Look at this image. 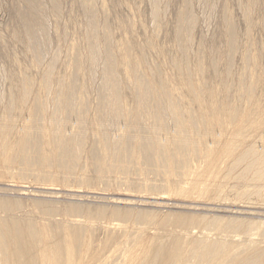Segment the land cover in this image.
I'll return each instance as SVG.
<instances>
[{"label": "rangeland", "instance_id": "1", "mask_svg": "<svg viewBox=\"0 0 264 264\" xmlns=\"http://www.w3.org/2000/svg\"><path fill=\"white\" fill-rule=\"evenodd\" d=\"M40 1L46 13L48 47L36 56L25 43L19 21L20 8L26 9L25 0H0V127L9 133L13 149L7 154L0 150L4 155L0 161V206L6 203L13 208L21 202L20 209L13 210L15 217L26 212L39 232L37 236H51L48 240L54 243L46 251L50 259L45 263L89 264L97 256L102 259L100 264H166L165 259L170 261L177 255L174 258L178 260L184 255L181 264H206L210 250L208 260L221 255L227 258L230 253V258L223 257L227 264H264V177L260 173L264 171V0H159L158 15L152 0ZM53 2L59 4L58 14L53 12ZM86 2L95 8L102 46L104 30L109 34L121 82L120 106L125 121L116 127L114 122L111 126L107 123L110 134L115 130L113 141L123 143L113 156L102 141L99 122L104 60L98 62L94 73L85 65H90ZM186 11L191 12L194 23L180 39L176 31ZM228 23L235 32L232 49ZM53 59L55 63L50 64ZM51 65V80L46 81ZM138 80L150 85L146 108L135 96ZM69 81L75 83L78 94L75 113H81L80 121H85H81L85 139L77 159L67 167L71 170L60 169L57 164L61 150L56 147L67 122L61 119L60 129L58 119L54 123L50 116L55 102L62 99L57 100L62 96L63 85L59 83ZM22 91H29L26 101L21 99ZM160 101L168 112L165 110L164 127L154 117L163 105ZM9 102L12 109L5 107ZM172 114L182 123L186 121L182 134L188 137V147L183 151L174 147L177 127ZM33 115L49 129L45 125L43 130V124L38 125L41 130L34 128L30 123ZM138 115L145 116L142 125L151 134L158 132L161 139V150L156 153L158 147L153 149L151 161L140 151ZM73 118L69 119L72 126L65 130L66 136L73 132L68 137L78 130V119ZM194 118L201 121L199 126L197 122L192 126ZM50 128L58 130L52 133ZM22 139L28 148L20 149ZM52 140L56 142L52 144ZM29 191L73 194L80 200H50ZM116 199L124 202H113ZM75 204H80L84 224L67 218ZM232 210L243 214H232ZM5 216L0 210V217ZM207 224L229 233L215 239L191 234L193 227ZM203 249L201 255L198 251Z\"/></svg>", "mask_w": 264, "mask_h": 264}, {"label": "bare ground", "instance_id": "2", "mask_svg": "<svg viewBox=\"0 0 264 264\" xmlns=\"http://www.w3.org/2000/svg\"><path fill=\"white\" fill-rule=\"evenodd\" d=\"M52 1V0H51ZM87 1H89V0H87ZM84 3V2H83ZM89 3H91V1L89 2ZM89 3H85L83 6H84V9H85V14H86V16H87V19H88V23H87V28L86 29H88L87 30V34L85 35L86 36V41L88 42H85V43H87V49H88V62H89V64L90 65H88V63L87 64H85L88 68H91L92 69V72H93V70L95 71V67L96 66H98V62H100V61H102V59L104 60V69L102 70L103 72V77H102V82H101V84L99 85L100 86V88H99V91H100V102H99V106H98V108H99V114H101L100 116V125H101V131H102V135H103V139H102V141H103V143L106 145V146H108L107 147V149H109L110 151H111V155L113 156L118 150H120L122 147H123V143L119 140V141H116V139H115V136L113 137L114 139H115V141H113V139L111 138V135L113 134V132L115 131H112V133L110 134V130H109V127H107V123L108 122H110L109 124H110V126H111V122H114V125H115V127H116V125L118 126V124L120 123V124H122V123H124V121H125V117H124V114H123V110L121 109V101H120V97H121V93H120V81H119V79H118V76H117V73H116V65L114 64V61H113V57H112V54H111V49L110 48H112V47H110V43L109 42H111L110 41V37H109V34H108V32L106 31V30H104V35H103V37H104V39L103 40H105V45L104 46H102L103 45V43L101 42V41H99L98 40V36H99V34H100V27H99V25L97 24V18L95 19V16H96V12H95V8H93V5H91V4H89ZM152 3H153V6H154V12H155V15H158V13H159V0H152ZM25 4H26V9L25 10H21L22 8H20V10H19V21L21 22V25L23 26V29H24V38H26L25 39V43H26V41H27V47L30 49V50H32L33 51V53H34V55H36V56H41L42 55V53L45 51H43V49H46L48 46H47V44H46V42H48L47 41V27L45 26L46 24H45V21H47V19L45 20L44 19V17H46V16H44L43 14L45 13L43 10V7H42V3H41V1L40 0H25ZM24 4V5H25ZM185 10H186V8H185ZM188 10V9H187ZM59 11H60V7H59V4L57 3V2H53V12L55 13V14H58L59 13ZM45 15H46V13H45ZM44 16V17H43ZM100 20V19H99ZM194 23V17H193V15L191 14V12L190 11H186L184 14H182L181 15V17H180V19H179V29H177L178 31H176V32H178V36H179V38L181 39L182 37H183V35H186V33H187V30H189L190 29V27L192 26V24ZM106 26H107V24L106 23H104ZM102 26V25H101ZM227 26H229L228 28V32H229V36H230V42H229V47H231V49L234 47V45H235V32H234V29H233V27L228 23V25ZM102 28H104V26L102 27ZM101 28V29H102ZM22 31V30H21ZM101 32H103V30L101 31ZM20 34V33H19ZM23 35V34H22ZM178 36H177V38H178ZM18 37V36H17ZM20 37V36H19ZM22 37V36H21ZM50 39V38H49ZM102 39H100V40H102ZM183 39V38H182ZM98 42L100 43H102V44H100V46L101 47H103V48H101L100 46H99V44H98ZM46 47V48H45ZM27 48V49H28ZM86 48V47H85ZM48 50V49H47ZM50 52V51H49ZM82 53V52H81ZM80 54V53H79ZM83 55H84V53H83ZM83 55H81V56H83ZM55 57V56H54ZM87 57H85L86 59H87ZM54 60L55 59H53V61L51 62V60H50V64L52 63L53 64V62H54ZM79 60V59H78ZM214 60V59H213ZM10 62V61H9ZM77 62V61H76ZM80 62V61H79ZM82 62V61H81ZM80 62V63H81ZM55 63V62H54ZM84 63H85V61H84ZM101 63H103V62H101ZM49 64V65H50ZM76 64V63H75ZM78 64V63H77ZM79 66H80V64H78ZM101 65V64H100ZM77 66V65H76ZM86 66H85V68H86ZM102 66V65H101ZM81 67V66H80ZM52 65H51V67H50V69L48 68V72L46 73V81H50L51 80V75H52ZM97 68V67H96ZM99 68V67H98ZM2 69V68H1ZM97 70V69H96ZM101 70V69H100ZM5 71V70H4ZM91 71H90V74L92 73ZM94 73V72H93ZM92 73V74H93ZM134 73V72H133ZM1 74V73H0ZM91 74V75H92ZM5 75V74H4ZM94 75V74H93ZM9 76V75H8ZM93 77V76H92ZM128 77V76H127ZM119 78H120V76H119ZM92 79V78H91ZM91 82V81H90ZM225 82V81H224ZM62 83H64V82H62ZM93 83V82H92ZM60 84V86L61 85H63V86H61V89H60V93L62 94V96L60 97V96H58L59 98L57 99L58 101L61 99V101L60 102H57V104H56V102H55V105H56V107H55V105H54V107H55V109L53 110V113L50 115L51 116V120H53L54 121V123L55 122H57V119H58V121H59V124H57V125H59L60 126V129H61V125H60V122L62 121V123H66L67 122V124H66V126H63V135H61L62 136V138L60 137V133L62 134V132L60 131V133L58 134L59 136V138H61V139H58L59 140V144H58V146L57 145H54V146H57L56 148L58 149V147H59V149L61 150V152H60V156L59 155H57V156H59V160H57V164L59 165L58 167H60V169L62 168V169H70L71 170V167L70 168H67L69 165H70V163H71V165H72V162L74 163V161L77 159V157H78V155H79V150L81 151V145H83V143L82 142H84L83 140L85 139V137H84V139H83V135H84V129L85 128H83V127H85L84 125H82V120L80 121V114L81 113H78L79 114V116L75 113V110H76V108H75V106H74V104L76 105V103H78V102H75V101H77V100H75V94L78 96V94H77V91H76V93H75V88H76V85H74L75 83H73V81H69V82H65V84H61V83H59ZM90 85V84H89ZM91 86V85H90ZM98 86V87H99ZM134 87V86H133ZM225 87V86H224ZM90 88H92V87H90ZM135 88H136V92H135V96H136V98L138 99V101L140 102V104L143 106V107H147L148 106V102H149V98H150V96H151V92H150V85L149 84H147V83H144V82H142V81H140V80H138V82H136V85H135ZM24 90V89H23ZM26 90V89H25ZM193 91H195L194 89H193ZM23 92V91H22ZM21 92V93H22ZM27 92H29V91H27ZM27 92L26 91H24L23 93H22V95H20L21 96V99L22 100H25V99H27V97L29 96V94L27 95ZM20 93V92H19ZM20 93V94H21ZM194 94L196 93V92H193ZM60 94V95H61ZM193 94V95H194ZM5 95V94H4ZM196 95V94H195ZM195 95H194V97H195ZM17 96V95H16ZM197 96V95H196ZM199 96H200V94H199ZM5 97V96H4ZM55 97V96H54ZM29 98V97H28ZM78 97H76V99H77ZM199 99V97L197 96V100ZM4 100V99H3ZM17 100V99H16ZM81 100V99H80ZM26 101V100H25ZM52 101H54V100H52ZM7 102V101H6ZM5 102V103H6ZM23 101H21V103H22ZM28 102V101H27ZM10 103V102H9ZM11 103H13V100L11 101ZM9 104V106L6 104V106L5 107H8L9 109H12L13 107H12V104ZM24 103V102H23ZM80 103H82V102H80ZM79 103V104H80ZM85 103V102H84ZM160 103H162L161 101H160ZM3 104H4V102H3ZM157 104H158V102H157ZM163 104V105H162ZM161 105H162V107L160 106V108L158 107V110L160 109V111L158 112V114H157V116H155L156 115V113H155V115H154V117H156L157 118V120H159V123H160V125L162 126L163 125V127L164 126H167V124L165 123V120L167 119L166 117L167 116H165L166 115V113H165V110H166V112H167V109L164 107V103H162ZM166 104V103H165ZM18 105V104H17ZM20 105V104H19ZM22 105V104H21ZM28 104H26V106H27ZM78 105V104H77ZM158 105H160V104H158ZM226 105V104H225ZM228 105V104H227ZM13 106H14V104H13ZM25 106V105H24ZM26 106H25V108H26ZM166 106H168L167 104H166ZM20 107V106H19ZM36 107V109H37V111H40V108H39V106H35ZM97 107V106H96ZM142 107V108H143ZM169 107V106H168ZM167 107V108H168ZM7 108V109H8ZM75 108V109H74ZM219 108V107H218ZM227 108V107H226ZM9 109L8 110H6V111H8L9 112ZM13 110H15V107H14V109ZM20 110V109H19ZM169 111H170V108L168 109ZM202 110V109H201ZM229 110V109H228ZM11 112L10 113H12V114H10V115H13V112L14 111H12V110H10ZM22 111H24V109L22 108ZM21 111V112H22ZM77 111V110H76ZM30 112V111H29ZM142 112V111H141ZM140 112V113H141ZM143 112H144V109H143ZM146 112H148V115H149V111H146ZM6 113V112H5ZM33 113V112H32ZM37 112L35 111V114H36ZM168 113V112H167ZM227 113V112H226ZM17 114V113H16ZM145 114V113H144ZM231 114V113H230ZM5 115V114H4ZM10 115H7V116H9V118H12ZM15 115V114H14ZM31 115V114H30ZM63 115V117H61ZM82 115H84L83 114V112H82ZM146 115V114H145ZM168 115V114H167ZM172 115H174V119H175V121H174V119L172 120L174 123V125H176V127H177V132H175L176 134H174V136H176L173 140L175 141V143H174V145L172 144L171 146L173 147H175L177 150H179V151H183L184 149H185V147H186V145L188 144V139H186V138H188L187 137V135H186V137H185V135H183L182 133H183V130H184V128H186V127H184L183 126V124L186 122H184V123H182V121L180 120L179 121V119H177L176 118V115L175 114H172ZM18 116V115H17ZM16 116V117H17ZM22 116V115H21ZM139 116V115H138ZM151 116H153V114L151 115ZM202 116H203V114H202ZM232 116H233V114H232ZM231 116V117H232ZM15 117V118H16ZM73 117H77V119H78V122H75V125H76V123H77V125H78V123H79V126L78 127H76L78 130L76 131V130H74L75 131V133L71 136V137H68L69 135H71V134H69L68 133V136H66V132H65V130H66V128H68L67 127V125H69V126H72V124L71 123H73L72 121H71V123H70V118H73ZM145 117V116H144ZM144 117H143V115H140L138 118H137V116H136V120L138 121H136L137 122V124L139 125V135H140V137H141V144H140V151L143 153V155H144V157H145V159L147 160V161H151L153 158H154V156H153V149H155V148H157L158 147V150H157V152L156 153H158V152H160V145L162 144V143H160L159 141L161 140L159 137H157V135H156V133L158 134V132H156V133H154V134H151V132L148 130V129H146L145 128V126L146 125H142L143 124V122H142V120L144 119ZM171 117V119L173 118V116H170ZM189 117H191V116H189ZM200 117V116H199ZM234 117H236V116H234ZM14 118V117H13ZM20 118V117H19ZM60 118V119H59ZM148 117L146 116V119H147ZM150 118V117H149ZM166 118V119H165ZM62 119V120H61ZM65 119L67 120V121H65ZM74 119V118H73ZM77 119H75V120H77ZM85 119V118H84ZM151 120H152V118H150ZM169 119V118H168ZM198 119V118H197ZM3 120V118L1 119V121ZM7 121H8V117H7V119H6ZM14 120V119H13ZM50 120V122L52 123L53 121H51ZM61 120V121H60ZM149 120V119H148ZM195 120V118L194 119H192V122ZM32 121V122H31ZM42 121V120H41ZM39 119H36L35 117H34V115L32 116V118H30V123H31V125L32 126H35L34 128H36V127H38L39 128V126H40V122H41ZM84 121V120H83ZM200 121V120H199ZM198 120H196V121H194L193 123H192V126H193V124L195 123V122H197V123H195V124H198V123H200ZM29 122V121H28ZM50 122H49V124H50ZM85 122V121H84ZM142 122V123H141ZM8 123V122H7ZM6 123V124H7ZM9 123H10V121H9ZM54 123H52V124H54ZM156 123V122H155ZM158 123V122H157ZM156 123V124H157ZM207 123V122H206ZM29 124V123H28ZM43 124V130H45L44 128H46L47 127V123H42ZM41 124V125H42ZM84 124V123H83ZM108 124V125H109ZM119 124V125H120ZM194 124V125H195ZM222 124V123H221ZM2 125H3V123H2ZM39 125V126H38ZM46 125V127H44ZM55 125V124H54ZM54 125H51L50 124V126L52 127V126H54ZM159 125V126H160ZM7 126V125H6ZM26 127H27V125H25ZM58 126V127H59ZM122 126V125H121ZM158 126V127H159ZM196 126V125H195ZM198 126H199V124H198ZM207 126H208V124H207ZM2 127V126H1ZM1 127H0V150L1 151H3L4 153H6L7 154V151H9L10 150V148L12 149V147H11V145H10V143H9V133H7L6 131H4L3 130V128L1 129ZM5 127V126H4ZM7 127H9V126H7ZM30 127V126H29ZM57 126H56V128H58ZM73 127H74V125H73ZM74 127V128H75ZM100 127V126H99ZM176 127H174L173 125H172V128H176ZM184 127V128H183ZM48 128V127H47ZM56 128H54V131H56V130H58V129H56ZM74 128H69L70 130L72 129H74ZM75 128V129H76ZM122 128V127H121ZM167 128H169V127H167ZM200 128V127H199ZM199 128H197V132H196V137L198 138L199 136H200V132H199ZM5 129V128H4ZM27 129V128H26ZM49 129V128H48ZM111 129H112V127H111ZM115 129H117V128H115ZM32 130L33 129H31V132H32ZM35 130H37V129H35ZM39 130H41V127L39 128ZM52 130V128H50V131ZM113 130V129H112ZM121 130V129H120ZM246 130V129H245ZM53 131V130H52ZM54 131L52 132V133H54ZM58 131V132H59ZM9 132H10V130H9ZM28 132V131H27ZM31 132H29L28 133V135H31ZM42 133H44L43 131H41ZM40 132V133H41ZM49 132V131H48ZM118 132V131H117ZM184 132H186V131H184ZM32 133H35V132H32ZM36 133H38V132H36ZM51 133V132H50ZM56 133V132H55ZM264 133V132H263ZM262 133V134H263ZM11 134V133H10ZM47 134V133H46ZM261 134V135H262ZM9 135V136H8ZM55 135V137H56V135L57 134H54ZM45 136V135H44ZM48 136V135H47ZM173 136V137H174ZM259 137H261V136H259ZM258 137V138H259ZM52 138V137H51ZM158 138L160 139V140H158ZM196 138V139H197ZM27 139V138H26ZM53 139H56V138H53ZM56 139V140H57ZM83 139V140H82ZM259 139H261V138H259ZM263 139V138H262ZM25 140V139H24ZM27 140H29V137H28V139ZM197 140H200V139H197ZM30 142H31V140H29ZM53 141V143L52 144H54L56 141L55 140H52ZM82 141V142H81ZM22 142V143H21ZM20 142V149H26V147L28 146V143H23V139H22V141ZM25 142V141H24ZM28 142V141H27ZM51 142V141H50ZM193 142V141H192ZM58 143V142H57ZM82 143V144H81ZM102 143V142H101ZM16 145V144H15ZM27 145V146H26ZM104 145V146H105ZM53 146V147H54ZM29 147V146H28ZM27 147V148H28ZM51 147V146H50ZM52 147V148H53ZM187 147H188V145H187ZM51 148V149H52ZM55 149V148H54ZM59 149H58V151H59ZM106 149V150H107ZM13 150V149H12ZM108 150V151H109ZM24 151V150H23ZM109 151V152H110ZM52 152V151H51ZM54 152V151H53ZM52 152V153H53ZM51 153V154H52ZM252 153V152H251ZM53 154H55V153H53ZM52 154V155H53ZM59 154V153H58ZM254 155H255V153H254ZM253 154L251 155V156H254ZM4 156V155H3ZM3 156H1L0 155V161H2L3 162ZM109 156H110V154H109ZM52 157H54V156H52ZM4 159H5V162H6V156L4 157ZM56 159H58V157L56 158ZM8 160H10V159H8ZM8 160H7V162H8ZM1 163V162H0ZM6 164V163H5ZM70 165V166H71ZM262 167H264V163H262ZM263 170H264V168H262ZM259 170H261V168L259 169ZM259 170H258V172H259ZM257 172V173H258ZM255 174L256 176L258 175H260V174ZM261 173V176L262 177H264V171H263V173L262 172H260ZM261 177V178H262ZM255 179H258L257 177L256 178H254V180ZM264 179V178H263ZM56 180V179H55ZM250 180L252 181V179H250L249 178V182H250ZM259 181H260V179H259ZM248 183V182H247ZM263 183H264V181H263ZM249 184V183H248ZM247 184V185H248ZM257 184V183H256ZM247 185H245V186H247ZM248 186H250V185H248ZM255 186V185H254ZM247 188H249V187H247ZM250 188H251V186H250ZM6 191H9V189L8 190H6ZM6 191H4V192H6ZM12 191V190H11ZM15 191V190H14ZM22 191V190H21ZM18 192V191H17ZM25 192V191H24ZM30 193H32V195L33 196H36V197H45V198H48V199H50V200H52V199H58V198H70V199H72V200H80V197H76V196H72L73 194H68V195H66V196H60V194L59 193H50V192H43V193H41L40 191H37V192H34V191H29ZM8 193V192H7ZM247 193V192H246ZM249 193V192H248ZM11 194V193H10ZM16 194V193H15ZM22 195L23 194H25V195H27V193H21ZM31 195V196H32ZM247 195V194H246ZM248 195H250V194H248ZM247 195V196H248ZM245 196V195H244ZM242 197V196H241ZM246 197V196H245ZM250 197V196H249ZM82 198V197H81ZM69 199V200H70ZM229 199V198H228ZM248 199V201H249V198H247ZM66 200V199H65ZM251 200V199H250ZM17 201V200H16ZM37 201V200H36ZM36 201H35V203H36ZM225 201V200H224ZM6 202V201H5ZM20 202V201H19ZM49 202V201H48ZM113 202H116V203H123L124 201H122V200H118V199H116V200H114ZM229 202V201H228ZM21 203V202H20ZM20 203H18V201L16 202V204L18 205V206H13V208L10 206V204H6V203H2L1 205H3V206H0V210L2 211V213H4L6 216L5 217H0V264H44L45 263V261H47L48 259H50V258H48L49 256H47V253H46V251H48V250H51V246H53L52 244L54 243H51V241H49L48 240V238H50L49 237V235L47 236L46 234H45V237L42 239L40 236H37L38 235V233L36 232V227L34 226V223H33V221L32 220H30L29 219V217H27V216H29L26 212H25V214L26 215H22V216H20V217H15V214L16 213H14L13 212V210L15 209L16 211L17 210H19L20 209ZM225 203H226V201H225ZM39 204V203H38ZM55 204V203H54ZM227 204V203H226ZM232 204V203H231ZM47 205H48V203H47ZM43 206V205H42ZM235 206V205H234ZM12 208V209H11ZM52 209V208H51ZM73 210H74V214L72 213H70V215L68 214V220H70V218H72V219H74L73 221H75L76 223H83L84 224V216L83 215H81V207H80V204L78 205V204H75V205H73ZM229 211V210H228ZM55 212V211H54ZM230 212H232V214H243V213H241V212H234L233 210L232 211H230ZM229 212V213H230ZM245 212V211H244ZM49 213H50V210H49ZM52 214V213H51ZM60 215H62V214H59V216ZM99 215V214H98ZM97 215V216H98ZM4 216V215H3ZM54 216V215H53ZM65 216V215H64ZM100 216V215H99ZM253 216V215H252ZM64 218V217H63ZM32 219V218H31ZM65 219V218H64ZM63 219V220H64ZM65 221V220H64ZM60 222V221H59ZM73 223V222H72ZM209 223V222H208ZM59 224V223H58ZM82 224V225H83ZM211 224V223H210ZM210 224H207V225H205L204 227H202V228H200L199 226H195V227H193V232L191 233V234H195V233H197V237L198 238H201V237H205L206 239H211V238H213V236H214V239L217 237V238H219V237H222L223 235H225L226 233H229V230H226V231H224L223 229H220V227H212ZM54 225H55V223H54ZM53 225V226H54ZM58 226V225H57ZM57 226H55V227H57ZM33 227H35L34 228V230H33ZM79 227H80V225H79ZM223 228V227H222ZM195 230H197V231H195ZM35 232V233H34ZM231 232V231H230ZM36 233H37V235H36ZM48 234V233H47ZM50 234V233H49ZM40 235V234H39ZM42 236V235H41ZM44 236V235H43ZM216 236V237H215ZM38 237H40L42 240H40V238H39V240H38ZM52 237H53V235H52ZM225 238V237H224ZM27 239H29V243H27L28 242V240ZM53 239V238H52ZM214 241V240H213ZM205 242V241H204ZM209 241H207V243H208ZM207 243L205 244L206 246H207ZM210 243V242H209ZM201 244V243H200ZM57 245V244H56ZM205 245H203V246H205ZM211 244H209V246H210ZM219 245H221L220 243H219ZM54 246H55V244H54ZM208 246V247H209ZM198 247V246H197ZM200 248H203V247H200ZM216 249L218 248V247H215ZM221 248H223L222 247V245H221ZM198 249V248H197ZM209 249H210V247H209ZM215 249V250H216ZM59 250H60V248L57 250L58 252H59ZM199 250V249H198ZM201 250V249H200ZM229 250V249H228ZM56 251V252H57ZM205 251V249H203L202 251H198V252H201V255H202V253ZM213 251V250H212ZM212 251H211V253H212ZM218 251V250H217ZM224 251V250H223ZM37 252V253H36ZM61 253H62V251H60ZM209 252H210V250H209ZM208 252V254H210ZM41 253H43V254H41ZM49 253V252H48ZM55 252H53V254H54ZM60 253V254H61ZM220 253V252H219ZM218 253V254H219ZM59 254V253H58ZM200 254V253H199ZM207 254V262H206V264H225L226 262H225V255H221V256H223V257H225V258H217V257H213V258H211V259H209L208 260V258H209V256L210 255H208ZM216 254V253H215ZM222 254H227V251H226V253H222ZM229 254V255H228ZM227 254V258H230V257H228V256H230V253H228ZM167 255V254H166ZM195 255H197V253L195 254ZM54 256H57V253L54 255ZM177 256V255H176ZM176 256H171V258H170V261L168 260V259H165L164 261H165V263L166 264H181L180 262H183V256H181L180 258H178V260H177V258H174V257H176ZM203 256H204V254H203ZM214 256V255H213ZM216 256V255H215ZM42 257V258H41ZM58 257H59V255H58ZM198 257V256H197ZM96 258H97V256H96ZM95 257H93V258H91L90 259V261H89V264H100L101 263V261H102V259L101 258H99V259H96ZM174 258V259H173ZM196 258V257H195ZM226 258V259H227ZM198 260L200 259V258H197ZM58 260V259H57ZM80 260V259H79ZM229 260V259H228ZM227 261V260H226ZM48 262V261H47ZM200 262L202 263V262H204V260H203V258H202V260H200ZM227 263H228V261H227ZM226 263V264H227ZM46 264V263H45ZM49 264V263H48ZM231 264V263H230Z\"/></svg>", "mask_w": 264, "mask_h": 264}]
</instances>
